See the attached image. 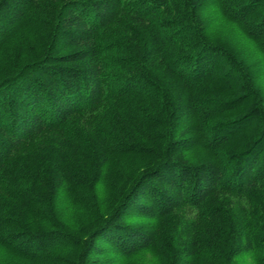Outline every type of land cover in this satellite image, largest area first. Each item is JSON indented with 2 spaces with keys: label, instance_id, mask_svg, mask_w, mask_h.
Here are the masks:
<instances>
[{
  "label": "trees",
  "instance_id": "16d2710c",
  "mask_svg": "<svg viewBox=\"0 0 264 264\" xmlns=\"http://www.w3.org/2000/svg\"><path fill=\"white\" fill-rule=\"evenodd\" d=\"M248 260L264 0H0V264Z\"/></svg>",
  "mask_w": 264,
  "mask_h": 264
},
{
  "label": "rangeland",
  "instance_id": "374dc122",
  "mask_svg": "<svg viewBox=\"0 0 264 264\" xmlns=\"http://www.w3.org/2000/svg\"><path fill=\"white\" fill-rule=\"evenodd\" d=\"M109 180V179H108ZM107 184H108V186L107 185H103V191H104V194L106 193H108V190H109V185H110V182L109 181H107ZM254 264V262L253 261H251V260H248L247 262H245V263H240V264Z\"/></svg>",
  "mask_w": 264,
  "mask_h": 264
}]
</instances>
